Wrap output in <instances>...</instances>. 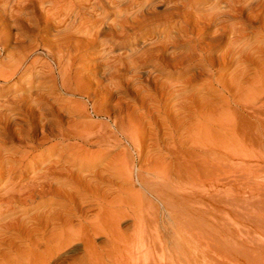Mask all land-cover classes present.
<instances>
[{
	"label": "bare ground",
	"instance_id": "obj_1",
	"mask_svg": "<svg viewBox=\"0 0 264 264\" xmlns=\"http://www.w3.org/2000/svg\"><path fill=\"white\" fill-rule=\"evenodd\" d=\"M254 36L264 42V0H0V86L15 81L28 92L0 104V264L129 263L156 245L168 250L161 264H264L260 226L262 238L206 234L195 252L178 249L200 203L192 188L181 193L185 179L264 169V48L251 47ZM88 61L99 62L90 75ZM189 73L187 88L202 79L217 92L211 107L182 95ZM120 147L99 174H77ZM157 148L166 165L135 170ZM123 173L139 189L120 196ZM47 198L51 207L31 219L9 214Z\"/></svg>",
	"mask_w": 264,
	"mask_h": 264
},
{
	"label": "rangeland",
	"instance_id": "obj_2",
	"mask_svg": "<svg viewBox=\"0 0 264 264\" xmlns=\"http://www.w3.org/2000/svg\"><path fill=\"white\" fill-rule=\"evenodd\" d=\"M212 2H210L209 4H205L204 7H206V8L209 7ZM232 22L234 23L236 21H232ZM173 36H174V33L172 34V37ZM250 41H251V47L257 46L260 48H264V42L260 40L259 36H254L252 39L250 38ZM110 45H108L107 48L112 47ZM115 54L117 55V54H119V52L117 53V51H116ZM1 59H3V58H1ZM88 60H89V58H88ZM97 63H99V62L88 61L87 73L89 75L93 73V71H94L93 67ZM223 73H225V72H223ZM192 74L193 73H189V74L181 77V79H180V82H183V85L180 86V88L184 87V88H182L183 90L181 91V92H183L182 95L186 94V96H188V97H190L189 95H194L195 99L193 97V100L196 103V107L201 106L203 104H207V102H208L207 105H210L209 100L214 98L215 95L217 96V92L214 93V90L209 89L206 86L207 82H205V80H202V79H198L195 83L193 82V84L187 88V86L184 85V81L186 82L187 79H189ZM170 81L175 82L174 80H170ZM14 83H15V81H12V82H10V84L2 85L3 87L0 86V104H5L9 99H11L13 97H21V96H26L28 94V92H26L24 89L21 90L19 88H16V86H13ZM204 86H206V87L204 88ZM200 88H202V90H199ZM184 89H185V91H184ZM59 92L60 91H57V90H51V91L45 90L44 91V88H42V90L41 89L37 90L36 93L44 94V95H48V94H58V95L60 94L61 95V92L60 93ZM61 96L65 97L63 95H61ZM202 99H203V101H202ZM206 99H208V101ZM199 100H200V102H198ZM176 101H177L176 99L169 101V103L167 101L166 103L169 105L168 108H171L172 105H174L176 103ZM205 101H207V102H205ZM220 105L221 104L216 103L214 108H212L211 111L214 112L216 109H218L220 107ZM211 106H212V104L210 105V107ZM15 112L16 111L12 112L11 114L13 115V113H15ZM172 119L173 118L171 117L170 120H172ZM93 121L99 122L100 120L95 119ZM143 121L145 122L144 123L145 126H147V127L150 126L149 120L144 119ZM201 122H204V124L206 126L205 128H206V130H208V132L211 131L209 133V136L211 138H213L214 140H216V138L221 139V137L223 136L222 130L220 129L221 127L219 128V126H215V125L211 126V123H208L209 121L206 119L202 120ZM206 123H207V125H206ZM190 124L186 125L185 129L183 131L179 132V134L177 135V137H178L177 142L185 141V139L189 133L188 128H189V126H191ZM195 125L196 124H192V126H195ZM215 127H217V128H215ZM216 130H219V132H217ZM11 131H13V129H11ZM212 132H213V134H211ZM210 134L213 135V137ZM201 135L203 136V134H200V136L198 134V138L196 137V139L199 140V141L197 140L198 142H200L199 144H201V142H202L201 145H203L204 144L203 142L205 140L204 141L201 140L204 138ZM162 137H163V135H162ZM162 137H160V138H162ZM211 143H214V142L211 141ZM216 143H218V142H216ZM149 145H150V142L148 144L147 143L145 144V146H144L145 152L147 151V149H148V151L151 150ZM169 146H172V144H169ZM168 148H170V147H168ZM171 148H173V147H171ZM8 149H10V148H8ZM123 150H124L123 147L117 148L116 150H114V152H112V154L108 158H105L104 160H102V162L97 166V168H95L93 170H89L88 168L81 169V170H78L77 174L81 175L82 177L87 175L89 172L99 174L100 171L105 169L106 165H108L112 160H114L116 157L118 159L119 158L118 155H120ZM164 151H165L164 149L161 150V152L158 148H157V150L154 149V152L151 154V156H149V157H151L150 159H149V157H146V155L145 156L143 155V157L141 158L143 160L140 159L139 162L137 161V163L135 165L136 166L135 170L138 171L139 167L141 165H142L141 168L144 167V171H146V169H148V167H150L148 170H151V171H152V168L155 169L153 171H156L158 168L159 169L163 168L162 166L166 165L164 160H166V158H167V156H166L167 154ZM147 152L145 154H147ZM199 152L203 155L205 154L204 156H209V154H210L207 151L206 152L202 151V149L199 150ZM21 155L22 154H19L18 157H20ZM153 155H154V159H153ZM165 156H166V158H165ZM162 157H164L165 159ZM162 162H164V163H162ZM157 163H159V164H157ZM160 163L163 165H161ZM145 164H147V165H145ZM156 164L159 166L161 165V167H158V168L153 167V166L157 167ZM149 165H151V166H149ZM145 166H147V167H145ZM77 168H79V167H77ZM218 170H220L221 172ZM0 171H1L0 173H2V169H0ZM121 171L125 172V168H124V170L122 169ZM148 172L151 173L150 171H148ZM215 172H217V173H215ZM124 175H125V173H123V176H122L123 178L121 177V180L117 182L118 183L117 185L121 190H124L126 188L124 191H122L123 194H121L120 196L128 194V191L132 192V191H130L132 188L135 189L137 187L136 191L139 189L136 184L134 186L133 184H130V182L128 183V181L125 179L126 177H124ZM209 176L210 177L215 176V177L210 178ZM207 179H211V180L207 181ZM16 180L18 181V179H16ZM5 181L6 180L0 181V195L3 193L2 189H3V185H4ZM184 183H185V185H184ZM56 186L62 187L59 184H56ZM181 187L183 190V191L181 190V193H185L184 195H186V194L188 195L189 193H191V190L192 191L194 190L193 192H195V194L197 193L196 197L198 198V200H200V203L198 205H196V208L198 210V214H197V216H195V221H194L195 223L192 225L187 224L183 233H182L183 237H182V242L178 246L179 250H184L186 252L187 251L188 252L189 251L195 252L199 248V246H198V244H200L199 240H201L202 237H206V234L223 235V233H224V235H227V234H234L235 235V234L239 233V234H242L243 236H246L248 234V232L250 231L249 234H250V236H253V238H254V236L255 237L258 236V237L262 238V236L257 232L256 229L259 226L264 227V169H259V170H257V169H243L241 167H236V166H231V167H228L225 169L224 168L223 169H215V170L210 171L208 174L206 172L203 174V172H202L200 175V178L198 179V181L196 182L195 185L189 184L185 179L183 181ZM183 187L186 191L183 189ZM102 189H103V191L115 192V188H112V187L110 188L109 186H102ZM134 189H132V190H134ZM113 194L116 195V193H113ZM206 194H207V196L208 195L209 196L207 197ZM107 197L110 198L111 196H107ZM123 197H125V196H123ZM212 198L215 200H213ZM56 200L55 201L57 202V204L53 205L54 207H57L59 205V202L60 203L62 202V200H60L59 198H56ZM48 207H51L50 198H47L44 202V205L40 208H36V209L31 208L30 209L29 207L20 206L18 210H14L13 212L10 211L9 214H14V216H11V218L24 216L28 219H31L32 217H34V216L38 215L39 213H42L43 211L48 209ZM202 208H204V209H202ZM13 209H16V208H13ZM186 214L187 213L182 214L183 215L182 220L187 223V221L189 219H187L186 216H184ZM204 215H206V216H204ZM199 218L201 221L199 220ZM203 221L204 222L206 221V222L204 223ZM259 222L261 223V225H259L260 224ZM75 224H77V223L75 222ZM202 225H203V227H202ZM206 225H207V227H206ZM260 227L258 228V230L260 229ZM151 231H153V230H151ZM260 231H261V229H260ZM255 233H257V234H255ZM164 236H165L164 237L165 239H169V237H170L169 234H165V233H164ZM104 241H105L104 238L100 237L99 243H102ZM197 246H198V248H197ZM154 247L149 248L150 252H148L149 249H146L147 252L143 251V250H141V251L139 250V251L135 252L136 255L134 256V259L132 262H129V263L125 262V263H120V264H158V263H160V261H162V259H159V258L160 257L162 258L163 254H167L168 250L162 251L163 249L158 245H156ZM156 247H157V249H156ZM23 249H26V247H24ZM174 249L175 248H170L169 250H174ZM102 253H104V252H102ZM73 254L74 255L76 254L75 256L81 254V248H76L75 250L70 251L68 256L73 257L74 256ZM105 261L106 260H104L103 261L104 263H102V264H110L109 261H106V262ZM112 264H118V263H112ZM181 264H185V263L183 262Z\"/></svg>",
	"mask_w": 264,
	"mask_h": 264
}]
</instances>
